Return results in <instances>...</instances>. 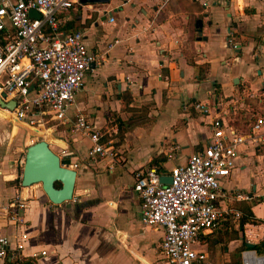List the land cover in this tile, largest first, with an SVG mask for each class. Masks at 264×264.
Segmentation results:
<instances>
[{
  "label": "crops",
  "instance_id": "crops-1",
  "mask_svg": "<svg viewBox=\"0 0 264 264\" xmlns=\"http://www.w3.org/2000/svg\"><path fill=\"white\" fill-rule=\"evenodd\" d=\"M61 21L66 34L83 33L90 54L102 59L86 74L70 123L60 125L72 150L64 141L59 154L53 149L69 160L68 168L76 166L73 198L56 206L42 190L18 186L17 164L9 161L13 150L6 143L17 128L13 135L1 132L0 237L16 251L18 237L26 234L21 243L26 261L48 254L39 264H167L163 230L141 223L134 172L157 164L169 176L213 139L214 116H202L194 104L211 105L218 120L240 134L264 117V0H111L105 6L79 0ZM117 40L120 44L109 51ZM83 115L114 150V159L89 160L90 139L73 134L74 118ZM236 165L222 190L246 195L247 203L234 196L227 201L242 215L250 207V219L257 223L241 232L229 217L202 235L194 250L207 253L213 264H240L244 243L256 247L264 240V145L244 148ZM17 195L29 204L21 228L5 219ZM238 203L245 206L238 210Z\"/></svg>",
  "mask_w": 264,
  "mask_h": 264
},
{
  "label": "built area",
  "instance_id": "built-area-1",
  "mask_svg": "<svg viewBox=\"0 0 264 264\" xmlns=\"http://www.w3.org/2000/svg\"><path fill=\"white\" fill-rule=\"evenodd\" d=\"M78 4L79 0H0V118L3 121L24 129H43L46 119L59 125L70 123L75 96L81 91L86 74L102 60L90 54L83 33L66 34L62 29L61 17ZM33 11L39 20L29 17ZM119 44L117 40L108 50ZM228 45L232 51L239 48L233 41ZM13 102L16 105L12 112L2 107ZM193 106L204 117L214 116L213 139L200 152L189 155L184 165L171 170L170 185L161 183V178L167 176L160 175L156 167L138 169L133 175V191L142 202L141 223L163 230L162 253L167 264H213L207 253L194 250L193 245L229 217L235 221L242 219V213L230 207L227 200L234 196L233 200L238 202L249 201L247 196L223 191L222 183L237 169L236 162L244 148L264 145V117L258 118L247 133L240 134L224 126L211 105ZM73 134L90 139L89 160L114 159V150L103 144L104 136L90 127L84 115L74 118ZM73 168L77 170L76 166ZM8 205L7 223L21 228L29 208L27 200L17 195ZM18 238L16 251H12L10 240L0 237V261L39 264V257L48 256L42 252L26 261L21 243L27 240V235ZM240 264H264V255L246 250Z\"/></svg>",
  "mask_w": 264,
  "mask_h": 264
},
{
  "label": "water",
  "instance_id": "water-1",
  "mask_svg": "<svg viewBox=\"0 0 264 264\" xmlns=\"http://www.w3.org/2000/svg\"><path fill=\"white\" fill-rule=\"evenodd\" d=\"M110 1L111 0H80V3L85 6H105L109 4ZM29 17L35 20L40 19L34 11L29 13ZM196 26L197 34L202 36L204 26L200 21L196 23ZM15 105V102H13V104L7 106L2 104V107L12 112ZM62 144L65 145L64 143ZM22 170V188H29L41 184L42 192L47 197L48 201L56 206L63 205L72 200L78 173L75 170L63 167L61 165V159L47 143L41 142L27 149ZM161 183L163 185H170L172 184V178L169 176L162 177ZM56 184L61 185L59 189L55 188ZM247 247L249 249H254L255 245L247 244Z\"/></svg>",
  "mask_w": 264,
  "mask_h": 264
},
{
  "label": "rangeland",
  "instance_id": "rangeland-1",
  "mask_svg": "<svg viewBox=\"0 0 264 264\" xmlns=\"http://www.w3.org/2000/svg\"><path fill=\"white\" fill-rule=\"evenodd\" d=\"M2 121L3 120L0 118V133L4 132V133H9L8 135H10V133L14 129V126L17 128L16 134L14 133L15 137L13 138L12 136H10V138H7L6 143H8L7 146L10 147V151L13 150L10 153L12 159H9V161H11V164L14 163L17 164L16 170H17V175L19 177L18 179L20 180L22 179V174H23V170L22 167H20V165L22 164V161L25 158V153L29 147L35 146L41 142H47V144L50 143V145H52V149H54L55 152L59 154L61 151L59 148L64 147L65 145L57 142H53L52 138H55L58 141H64L65 144L69 145L68 148L72 150L71 149L72 145L70 144V141L67 138H64L62 135H60L62 127L56 124L55 122L48 121V119H46V123L43 129H37L38 127L35 129H24L20 125L17 126L12 125L8 122H7L8 124H6ZM33 130H36V132H33ZM17 185L20 186V182H18ZM41 186H42L41 184H37L31 187L41 191L42 190ZM247 202L249 201H244V203ZM239 204L241 203L235 204V207L238 210H240V208H243L245 206L244 204L241 205ZM232 222L236 224L239 223L238 221H235L233 219Z\"/></svg>",
  "mask_w": 264,
  "mask_h": 264
},
{
  "label": "trees",
  "instance_id": "trees-1",
  "mask_svg": "<svg viewBox=\"0 0 264 264\" xmlns=\"http://www.w3.org/2000/svg\"><path fill=\"white\" fill-rule=\"evenodd\" d=\"M214 95L217 97V100L219 101L220 100V94H219V89L218 88H215L214 89ZM70 162L68 159H63L61 160V165L62 166H69ZM155 167L157 168L158 172L160 173V175H163L165 173V169L163 168H160L157 164H155ZM18 182H20V184L22 183L20 179H18ZM60 184H56L55 188L56 189H59L60 188ZM242 212L244 213L243 214V217L241 219V222H239V229L240 231L242 232L243 231V228L246 224H255L257 222H254V221H251L250 218L253 217V214H252V211H251V208L246 206L245 208L242 209ZM246 250H249V248L247 247V244L244 243V245L242 246L241 249L238 250V254L239 255H242V253ZM254 251H256L259 255H261V253L264 252V240L261 242V244L257 245L255 248H254ZM10 264V263H8Z\"/></svg>",
  "mask_w": 264,
  "mask_h": 264
},
{
  "label": "bare ground",
  "instance_id": "bare-ground-1",
  "mask_svg": "<svg viewBox=\"0 0 264 264\" xmlns=\"http://www.w3.org/2000/svg\"><path fill=\"white\" fill-rule=\"evenodd\" d=\"M17 126V125H16ZM34 132V131H33ZM45 143H47V142H45Z\"/></svg>",
  "mask_w": 264,
  "mask_h": 264
}]
</instances>
